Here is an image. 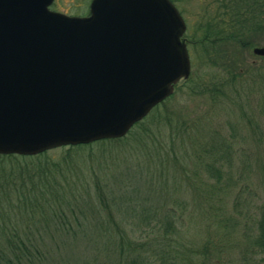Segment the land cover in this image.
<instances>
[{
  "label": "rangeland",
  "instance_id": "374dc122",
  "mask_svg": "<svg viewBox=\"0 0 264 264\" xmlns=\"http://www.w3.org/2000/svg\"><path fill=\"white\" fill-rule=\"evenodd\" d=\"M90 1L54 0L51 9L87 15ZM173 2L191 70L147 118L148 130L137 126L67 164L61 147L48 150L62 166L42 165L47 173L5 163L0 223L21 238L30 231L37 248L23 264H115L118 233L137 264H261L248 235L264 201V57L252 51L264 35L244 45L197 42L217 3ZM22 190L44 195L39 207L20 204Z\"/></svg>",
  "mask_w": 264,
  "mask_h": 264
},
{
  "label": "water",
  "instance_id": "95a60500",
  "mask_svg": "<svg viewBox=\"0 0 264 264\" xmlns=\"http://www.w3.org/2000/svg\"><path fill=\"white\" fill-rule=\"evenodd\" d=\"M53 1L0 0V154L123 137L190 74L171 0H91L82 16Z\"/></svg>",
  "mask_w": 264,
  "mask_h": 264
},
{
  "label": "trees",
  "instance_id": "16d2710c",
  "mask_svg": "<svg viewBox=\"0 0 264 264\" xmlns=\"http://www.w3.org/2000/svg\"><path fill=\"white\" fill-rule=\"evenodd\" d=\"M215 2L217 3L218 8L211 15L210 19L207 22H205L203 25H200L201 28H199V30H202L200 31L201 35L197 42L212 44L228 41L237 45H244L248 40L245 36H254L257 34L259 35L258 37H261L264 35V0H215ZM183 38L186 41V38ZM161 103L156 105L146 117L137 122L123 137L102 139L87 144L62 146L60 149L65 151L64 157L62 158L63 161H67L66 164L69 163L76 156H80L82 150H88L92 153L94 145H103L106 142H119L125 140L137 126L141 127V129L143 128V131L148 130L146 120L150 115L154 113V111L161 105ZM151 121H154L153 117ZM47 153L48 152L45 151L37 155L30 156L17 154H0V180H3L6 184L4 174L7 173L5 171V166L7 163L14 169H18V167H21V173H23V171L28 169L29 167H42L40 173L46 172L44 166H42L44 164L47 166L46 170H51L52 168H60L62 166L60 162L52 161V163H50L47 160L49 159L46 156ZM69 168L70 167L68 166L67 169ZM69 173L73 174L72 172ZM9 175L12 176V173H9ZM45 176L46 174H44V177ZM4 188V186H0V194H9V192L4 191ZM27 192L28 191L23 190L22 192H20L21 195L18 199L20 204L30 202L32 208L39 207L40 198L44 199V195L35 194L34 196H30V193ZM64 223L70 226L71 221H66L65 219ZM76 224L79 225V223L77 222ZM26 228V230H31L28 229L30 227ZM0 232H3V234L0 235V264H23L27 261L29 263L30 259L33 257L35 251L37 250L33 240L29 237V235H31L32 233H30V231H27V233H25L26 236L21 238L17 234V229L8 223H0ZM118 236L120 237L119 241L117 242L119 254L124 257L123 252L125 246L127 245V241L125 240L126 238L122 233H118ZM248 237L251 242L250 246L252 244V247L255 248V252H258V254L260 255L261 264H264V201L260 206L259 215L256 222V232L255 234H249ZM2 242H5V245H1ZM133 246V243L128 245V249L134 250ZM10 252H12V255H10ZM122 257L118 258L115 261V264H137L135 262L133 263V261L130 260L129 257H124V259ZM160 264L174 263L173 261H171L170 263L162 261Z\"/></svg>",
  "mask_w": 264,
  "mask_h": 264
},
{
  "label": "flooded vegetation",
  "instance_id": "af4514ba",
  "mask_svg": "<svg viewBox=\"0 0 264 264\" xmlns=\"http://www.w3.org/2000/svg\"><path fill=\"white\" fill-rule=\"evenodd\" d=\"M54 10V9H53ZM57 11V10H56Z\"/></svg>",
  "mask_w": 264,
  "mask_h": 264
}]
</instances>
